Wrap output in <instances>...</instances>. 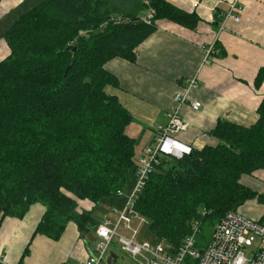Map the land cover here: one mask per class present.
<instances>
[{"label":"trees","instance_id":"16d2710c","mask_svg":"<svg viewBox=\"0 0 264 264\" xmlns=\"http://www.w3.org/2000/svg\"><path fill=\"white\" fill-rule=\"evenodd\" d=\"M142 7L152 15L149 24L105 0H42L2 34L9 54L0 61V226L40 204L33 237L58 241L73 222L88 241L99 224L97 207L132 187L139 143L126 132L131 115L103 89L118 86L105 64L134 61L135 48L160 20L189 30L199 23L194 12L167 0ZM224 55L215 44L211 57ZM263 80L260 69L255 88ZM256 112L247 127L218 121L210 132L216 146L154 167L134 209L156 240L177 246L198 221L202 247L227 212L241 213L248 201L262 204L264 195L242 182L264 169V96ZM83 200L93 208L80 210Z\"/></svg>","mask_w":264,"mask_h":264},{"label":"crops","instance_id":"0c3cea01","mask_svg":"<svg viewBox=\"0 0 264 264\" xmlns=\"http://www.w3.org/2000/svg\"><path fill=\"white\" fill-rule=\"evenodd\" d=\"M114 1L106 2L136 16L134 11L143 8L145 0ZM167 1L186 12H194L199 18L197 27L189 30L160 20L157 29L135 48L134 61L116 58L105 64L118 86L104 85L103 89L116 97L131 115L133 122L126 132L138 139L137 155L153 141L156 127L166 125L174 95L183 92L192 77H197V87L191 90L189 100L201 106L197 111L189 105L182 108L181 118L187 130L175 138L193 150L217 145L218 141L210 132L218 121L246 127L254 124L264 96V80L259 88L254 86L257 73L264 69V0H240L243 5L240 22L229 20L220 32L213 24V15L217 11L219 15L224 13L232 0H196V7L190 0ZM35 4L36 0H0V61L9 54L2 34L21 11ZM148 14L149 10L138 17ZM211 44H216L225 55L211 57L210 62L204 64V50ZM242 182L264 195V169L253 172ZM123 201L120 197L111 205L98 206L99 223L109 216L111 207L120 206ZM254 203L246 204L241 213L260 220L262 206ZM79 204L82 210L93 208L87 200ZM43 212L40 204H34L22 219L3 220L0 264H78L88 258L94 236L90 235L92 239L88 241L81 239L73 222L66 226L58 241L42 235L32 236ZM133 223L135 225L136 220ZM25 248L28 250L22 258Z\"/></svg>","mask_w":264,"mask_h":264},{"label":"built area","instance_id":"2783aa9c","mask_svg":"<svg viewBox=\"0 0 264 264\" xmlns=\"http://www.w3.org/2000/svg\"><path fill=\"white\" fill-rule=\"evenodd\" d=\"M193 6H198L196 0H190ZM243 12L240 0L228 3L227 10L220 15L219 32L225 28L227 21L239 23ZM151 13L142 18L149 24ZM121 20V18H119ZM214 44L205 48L204 64L210 62ZM197 87V77L189 79L183 92L173 97V103L167 113V123L156 127V136L145 146L136 158V172L132 187L128 192L120 191L118 196L124 199L120 208L110 209L109 216L104 217L94 231V244L88 258L78 264H102L106 251L113 240H116L121 250L132 258L142 257V264H264V201L261 206V219L253 220L240 212H227L213 227L206 243L197 245L200 234V224L193 221L190 233L177 246L165 240H155L154 243L137 240L139 226L146 224L134 205L144 190L149 175L155 166L162 161L181 159L189 155L191 148L180 143L175 137L187 130V124L181 118L182 108L189 105L193 110L200 108V103L189 100L192 89ZM204 215V212H201ZM137 225H133V221ZM122 227L130 232L126 237L118 234ZM1 263V262H0Z\"/></svg>","mask_w":264,"mask_h":264},{"label":"rangeland","instance_id":"374dc122","mask_svg":"<svg viewBox=\"0 0 264 264\" xmlns=\"http://www.w3.org/2000/svg\"><path fill=\"white\" fill-rule=\"evenodd\" d=\"M41 1L42 0H36L37 3L41 2ZM106 1L115 2L114 0H106ZM132 6H133V1H132ZM31 7H28L26 10L21 11L20 14L26 12ZM140 8H141V6H140ZM132 11H134V10H132ZM146 11L147 10H142V8H141L139 11H134V13L137 14L136 16H142V15H144V13ZM136 153H137V151H136ZM251 202H256V201L253 200V201L246 202L241 207L240 210L244 212L245 208H243V207H245L246 204L251 203ZM254 204L256 205V203H254ZM81 205H83V203ZM81 205L79 204V209L80 210H82L81 209ZM103 205H106L107 206V204H103ZM137 224H138L137 221H136L135 225L133 223L134 226H136ZM138 229H139V232H138L137 240L146 241V242H149V243H154L155 242L156 239L150 233L147 224H142L141 226H139ZM118 234L123 235V236H126V237H129L131 233L128 232V231H126V230H124L122 227H120L118 229ZM206 235H207L206 236V240H207L208 237H209V235H210V231L206 232ZM89 242H91V240ZM90 248H92V247H90ZM143 262H144V259L142 257L132 258L130 255H128L127 253H125L124 251H122L120 244L116 240H113L112 243L109 245L107 251H106V254H105V257L103 259L102 264H142Z\"/></svg>","mask_w":264,"mask_h":264},{"label":"water","instance_id":"95a60500","mask_svg":"<svg viewBox=\"0 0 264 264\" xmlns=\"http://www.w3.org/2000/svg\"><path fill=\"white\" fill-rule=\"evenodd\" d=\"M145 1H147V0H145ZM66 50H67V51H70V50L74 51V48H72V47H68Z\"/></svg>","mask_w":264,"mask_h":264}]
</instances>
